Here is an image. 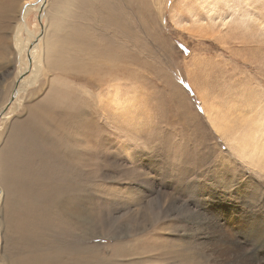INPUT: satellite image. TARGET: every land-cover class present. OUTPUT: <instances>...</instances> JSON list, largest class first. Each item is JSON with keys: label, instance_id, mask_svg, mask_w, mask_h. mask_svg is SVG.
Masks as SVG:
<instances>
[{"label": "rangeland", "instance_id": "1", "mask_svg": "<svg viewBox=\"0 0 264 264\" xmlns=\"http://www.w3.org/2000/svg\"><path fill=\"white\" fill-rule=\"evenodd\" d=\"M27 1L0 12V150L38 210L0 183V264H264V170L235 151L264 0Z\"/></svg>", "mask_w": 264, "mask_h": 264}, {"label": "bare ground", "instance_id": "2", "mask_svg": "<svg viewBox=\"0 0 264 264\" xmlns=\"http://www.w3.org/2000/svg\"><path fill=\"white\" fill-rule=\"evenodd\" d=\"M27 1V0H26ZM41 1V0H40ZM28 2V1H27ZM22 2V4H20L19 9H20V19L24 21L26 13L28 11V9L30 8L29 4L30 2ZM17 5V4H16ZM8 3H5V0H0V12H3L5 9L8 8ZM42 7L44 8V5H42ZM221 23L222 25L226 24V21H224V19H221ZM34 52V48H31V50H29V53H31V57L32 54ZM260 58V60L264 61V56H260L258 57ZM20 85V84H19ZM22 86V85H21ZM18 88V86H17ZM25 90V89H24ZM15 91V90H14ZM23 91V90H22ZM19 92V91H18ZM13 96H16L17 91L12 92L11 93ZM238 98V97H236ZM18 99V98H17ZM13 103V102H11ZM16 103V102H15ZM15 105V104H14ZM9 107V105H8ZM37 107V106H36ZM10 108V107H9ZM11 109V108H10ZM13 109V108H12ZM242 109H244V107H242ZM30 111H28L27 117H26V123H24V129L27 132H37L40 129L44 128V123H42V118L40 117V113L38 111V108L35 107H31L29 109ZM234 110V109H232ZM246 111L251 110V108H246L244 109ZM237 112V110H236ZM240 114L239 116V124L240 123H246V126L244 124L245 127H243V125H239L237 126V145L238 148L235 151H238L237 153H239V156H241L242 158H247L248 160V164H251L253 168H256L259 171H263L264 170V109H262L261 111V116L259 118H256L254 115L257 114V111L250 116L249 118H246L247 116H245L244 113H240L239 111L237 112ZM6 114V113H5ZM217 114V112H214V116ZM211 115V113H210ZM218 116H216L214 119L216 118H220V115L222 117H225V114H218ZM4 117V115H3ZM6 118V117H5ZM228 118H226L225 120H223L221 123H224L223 126L227 129H224L222 126H219L220 128L224 129L222 131H229L231 134L233 131H231V129H234L236 126H234V124L229 123V122H233L231 120H228ZM262 119V120H261ZM218 127V128H219ZM219 128V129H220ZM236 129V128H235ZM236 131V130H234ZM15 132H13L14 134ZM229 136V135H228ZM15 137V136H14ZM14 142H18L16 139L13 138L12 144ZM11 144V147H12ZM11 147L4 153L2 150H0V183L3 184V186L5 188H7V190L9 191V193L12 195H14V189H20V191H18L20 198L18 199L19 202L15 203L14 205H12L13 209H16L18 211V214L20 213L21 218H25L26 215L29 212H36L38 210V203H35V205L33 206V203H24V199L27 198V196L30 195V193L26 190L25 186H23V180L24 177H32L30 172L26 171V170H16L13 168H10L7 164H2L3 162H7V161H17L18 159L22 158L21 156H13L12 152H11ZM92 147H86L87 150L91 149ZM24 153V152H23ZM236 153V154H237ZM164 155V154H163ZM202 157V156H201ZM243 160V159H242ZM247 161V160H246ZM25 162V161H24ZM23 162V163H24ZM23 163H21L20 165H22ZM4 166V168H3ZM190 166V165H189ZM191 167V166H190ZM182 175V179L184 178L183 176L185 174L181 173ZM38 175H34L33 178L35 177V180L37 178ZM178 178V177H177ZM38 180V179H37ZM4 190V189H3ZM4 193V192H3ZM2 194V193H1ZM53 196V195H52ZM1 198V197H0ZM54 199V198H53ZM64 202V201H63ZM14 202H12L13 204ZM49 203V202H48ZM51 203V202H50ZM46 204V202H45ZM54 205V204H53ZM59 205V204H58ZM62 205V203H61ZM60 205V206H61ZM66 205V204H65ZM33 207V208H32ZM65 207V206H64ZM61 208L63 209V206H61ZM60 208V212H62ZM26 211V213L24 212ZM58 211V210H57ZM66 211V208H65ZM78 217V216H77ZM76 217V218H77ZM80 218V217H79ZM56 219V218H55ZM59 221V220H58ZM18 221V219L16 218V220H12L11 222H9V224H14ZM17 223V224H18ZM20 224V223H19ZM21 225V224H20ZM210 225V224H209ZM44 231V230H42ZM19 232L20 236H24L26 233L30 232L29 228L27 226V228H23L22 226L19 227ZM213 235V234H212ZM30 244V242H29ZM34 245V242L32 244V246ZM37 249V248H35ZM63 250V249H62ZM75 255V254H74ZM17 257V255L15 256ZM20 257V256H19ZM25 258V257H22ZM39 257H35L34 259H38ZM71 258V257H70ZM19 260V259H18ZM27 260V258L24 259V261ZM22 261V260H21ZM39 261V260H38ZM73 261V260H72ZM20 262V260H19ZM31 262V261H30ZM29 262V263H30ZM33 262V259H32ZM31 262V263H32ZM40 262V261H39ZM11 263V261H10ZM26 263V262H25ZM27 263V264H29ZM42 263V262H41ZM32 264H37V262H34ZM46 264V263H45ZM57 264V263H56ZM73 264V263H71Z\"/></svg>", "mask_w": 264, "mask_h": 264}]
</instances>
